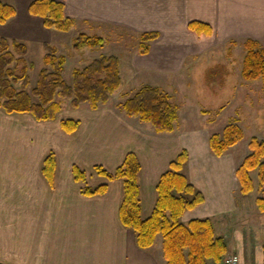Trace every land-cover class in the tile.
Wrapping results in <instances>:
<instances>
[{
    "label": "crops",
    "instance_id": "crops-1",
    "mask_svg": "<svg viewBox=\"0 0 264 264\" xmlns=\"http://www.w3.org/2000/svg\"><path fill=\"white\" fill-rule=\"evenodd\" d=\"M1 1L12 4L16 14L0 24V37L40 47L51 42L55 29L46 28L41 17L28 11L33 0ZM58 1L74 22L71 28L75 37L84 32L105 38L116 32L115 40L124 48L123 53L114 50L111 54L119 59L118 91L125 82L123 69L135 74L145 70L174 75L218 50L219 45L228 42L242 45L247 38L262 43L264 39V0ZM192 21L209 25L210 31L191 29ZM144 32L158 34L146 42L147 53L141 52L140 35ZM85 49L92 48L85 47L78 53ZM92 50L100 52L102 48ZM57 53L61 54L58 50ZM112 95L96 109L88 103L75 107L82 106L75 116L62 114L61 107L50 120L0 109L1 263L166 264L161 235L156 236L151 247L141 249L134 231L122 225L119 218L122 180H108L94 169V165H101L113 172L128 152H133L141 165L137 180L143 218L149 217L154 209L161 174L182 149L189 151L183 171L187 165L191 167L189 175L183 173L203 194L204 201L185 211L181 221L210 218L216 232L220 224L216 216L238 212L234 194L239 190L235 176L239 163L224 155H210L208 139L199 143L196 154L191 153L186 134L191 131L178 134L175 123L171 132H156L150 122L126 115L121 106L126 95L118 107L108 106ZM64 119L77 120L76 130L64 131L61 126ZM2 149L7 151L6 156L1 155ZM50 152L55 158L52 182L42 170L44 158ZM73 165L86 172L83 182L74 179ZM104 183L106 192L83 194V188ZM221 224L223 230H228V224ZM220 235L228 245L226 255L237 254L238 264H264L263 242L254 244L251 238L246 239L235 224H231L230 236ZM207 264L213 263L208 260Z\"/></svg>",
    "mask_w": 264,
    "mask_h": 264
},
{
    "label": "trees",
    "instance_id": "trees-1",
    "mask_svg": "<svg viewBox=\"0 0 264 264\" xmlns=\"http://www.w3.org/2000/svg\"><path fill=\"white\" fill-rule=\"evenodd\" d=\"M28 11L41 17L48 29L65 32L74 23L65 15L64 4L58 0H33L28 6ZM15 14L16 8L12 4L0 1V24ZM189 26L197 32L210 31V26L202 22L192 21ZM157 36L156 32H144L140 35L142 53L148 52L146 42ZM104 43L105 40L101 36L81 32L74 37L72 49H101ZM242 45L245 49L241 65L242 77L247 80L264 78V47L258 40L251 38L245 39ZM43 48L44 68L39 71L36 84L29 93V67L26 65L25 44L0 37V109L6 113H30L37 120H50L55 118L61 109V103L55 100L56 96L69 100L72 107L88 103L92 109H96L100 103H106L110 95L120 87L117 56H100L82 69L75 68L73 82L69 85L63 78L66 57L57 54L56 47L52 45L44 44ZM13 62L16 63V69L21 65L19 72L10 67ZM19 80L21 85L17 90L14 85ZM121 106L127 116L150 122L156 132L173 131L178 119L177 106L171 101L170 95L158 87L140 88L127 97ZM78 123L74 119H64L61 126L64 131L71 133L76 130ZM243 137L242 128L237 123L230 122L221 134L213 133L209 136L208 146L213 155L222 156ZM248 149L249 153L235 170L242 195H248L254 190L250 176L253 170H257L259 188L263 189L264 186V140L252 137ZM188 156V150L182 149L170 161L168 169L161 174L156 184L155 206L147 218L141 216L137 180L141 165L133 152H128L122 164L113 172H108L101 165H94V169L108 180H122L123 197L119 206V218L123 226L134 231L139 248L151 247L156 236L161 235L166 264H207L208 260L213 264H221L228 252V245L223 236L216 234L213 221L210 218H193L187 223L181 221L185 211L194 209L204 201L203 194L182 172ZM54 169V153L50 152L44 158L42 169L49 182H52ZM72 174L78 182L85 180V172L77 165L72 166ZM106 190L107 184L104 183L94 188H83V194H102ZM256 204L259 211L264 212V197H257ZM262 249L264 253V242Z\"/></svg>",
    "mask_w": 264,
    "mask_h": 264
},
{
    "label": "rangeland",
    "instance_id": "rangeland-1",
    "mask_svg": "<svg viewBox=\"0 0 264 264\" xmlns=\"http://www.w3.org/2000/svg\"><path fill=\"white\" fill-rule=\"evenodd\" d=\"M53 32V38L49 44L56 47L58 52L66 57L63 78L69 85L73 82L75 68L82 69L92 59L101 55H111L114 50L121 51L120 53L124 50L115 40L116 32L104 38L106 44L100 52L85 49L80 53L72 49V42L76 35L73 28L65 32L57 30ZM129 41L134 42V39L129 38ZM21 43L25 44L27 49L25 54L26 65L29 67L27 91L31 93L39 71L44 68L45 50L38 44ZM261 45L264 47V39ZM244 52L245 49L241 42L239 44L228 42L219 45L218 50L207 53L200 61L191 63L174 75L173 73L162 75V72L158 74L145 70L135 74L129 69H123V81H125L123 87L114 95L111 94V103L108 106L118 107V103L123 101L125 95L130 97L144 86L158 87L161 91L168 93L171 101L177 106V133L180 134L183 130L191 131L186 133L190 138L191 153L196 154L199 150V143H205L211 134H221L227 124L237 123L242 128L244 137L228 148L223 155L233 158L236 163L240 164L249 153L250 139L256 137L258 140H264V78L247 80L242 77L241 65ZM20 66L16 69L15 62L10 65L12 69L17 70L16 72H19ZM21 80L14 85L17 90L20 89ZM32 99L36 100L34 97ZM55 100L61 103L62 114L75 116L82 110V106L72 107L69 100L60 96H56ZM1 155L6 156L7 151L2 149ZM210 155L213 156L212 152ZM190 170L189 164L182 172L189 175ZM250 176L254 190L248 195H242L240 190L236 191L234 198L239 210L234 214L216 216L215 220L217 223L220 222L216 227V232L218 235L225 233L230 236L231 224H235L241 229L246 239L251 238L254 244H258L264 242V212L259 211L256 198L264 197V186L263 189L259 188L257 170L251 171ZM223 222L229 225L228 230H223L221 224ZM246 246L248 249L251 248ZM154 249L157 250L158 246Z\"/></svg>",
    "mask_w": 264,
    "mask_h": 264
},
{
    "label": "built area",
    "instance_id": "built-area-1",
    "mask_svg": "<svg viewBox=\"0 0 264 264\" xmlns=\"http://www.w3.org/2000/svg\"><path fill=\"white\" fill-rule=\"evenodd\" d=\"M239 256L236 254H230L224 259V264H238Z\"/></svg>",
    "mask_w": 264,
    "mask_h": 264
}]
</instances>
